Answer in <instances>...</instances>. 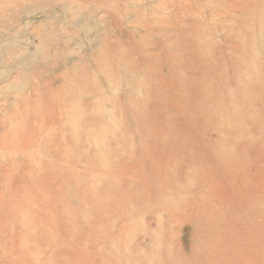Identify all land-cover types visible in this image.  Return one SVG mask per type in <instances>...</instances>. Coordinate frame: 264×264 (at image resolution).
<instances>
[{"label":"rangeland","instance_id":"obj_1","mask_svg":"<svg viewBox=\"0 0 264 264\" xmlns=\"http://www.w3.org/2000/svg\"><path fill=\"white\" fill-rule=\"evenodd\" d=\"M258 24L264 0H0V264H160L201 219L264 256Z\"/></svg>","mask_w":264,"mask_h":264},{"label":"bare ground","instance_id":"obj_2","mask_svg":"<svg viewBox=\"0 0 264 264\" xmlns=\"http://www.w3.org/2000/svg\"><path fill=\"white\" fill-rule=\"evenodd\" d=\"M261 27L262 24H258V27ZM264 27V26H263ZM262 28V27H261ZM245 29L246 31V28H243ZM263 29V28H262ZM258 30V29H257ZM264 30V29H263ZM263 30L261 33H263ZM244 31V30H243ZM241 31V32H243ZM244 31V32H245ZM259 32V33H260ZM246 33V32H245ZM247 34V33H246ZM245 34V36H246ZM244 34L242 37H245ZM263 39H264V36H263ZM263 42V41H261ZM194 45V44H193ZM264 45V43H263ZM186 47V46H185ZM198 47V46H197ZM263 47V46H261ZM206 48V47H205ZM252 48V47H251ZM260 48V47H259ZM198 50V48H195ZM261 49V48H260ZM200 50V49H199ZM198 50V51H199ZM202 50V49H201ZM256 50V49H255ZM187 51V50H186ZM254 51V48L252 49V52ZM196 52V51H195ZM249 52H251V50H249ZM255 53V52H253ZM257 53V52H256ZM194 56V55H193ZM257 56V55H256ZM143 75V74H141ZM143 78V77H142ZM145 79V78H144ZM258 92V91H256ZM258 94V93H257ZM260 94V93H259ZM257 98V97H256ZM254 97V99H256ZM252 100V98H250ZM253 99V100H254ZM252 100V101H253ZM252 108V107H251ZM254 109V108H253ZM252 109V110H253ZM153 112H154V120H160V117L158 116V111H159V108L158 106H155L154 109H151ZM150 110V111H151ZM166 110V109H165ZM251 110V109H250ZM251 110V111H252ZM255 110V109H254ZM242 111V110H241ZM257 112V111H256ZM248 114V112H247ZM251 113H249V116H250ZM254 114V113H253ZM252 116V115H251ZM148 118V117H147ZM247 118V117H246ZM152 119V118H151ZM260 119V117H259ZM148 121L150 119H147ZM146 124V123H145ZM152 125V124H151ZM156 125V124H155ZM240 125V124H239ZM148 126V124H147ZM155 127V126H154ZM233 133V132H232ZM185 135H187L185 133ZM188 136V135H187ZM154 137V135H153ZM185 141L187 143H190L192 145H190L191 147L195 148V149H199L197 146H195L193 140H190L189 141V138L187 139L186 136H185ZM154 141V140H153ZM199 142V141H198ZM205 142V141H204ZM210 141H207V143H210ZM236 142V141H235ZM161 143V142H160ZM221 143V142H220ZM234 143V142H233ZM213 144V143H212ZM232 144V143H231ZM162 145V144H161ZM164 145V144H163ZM162 145V146H163ZM203 145V143H202ZM222 145V144H221ZM169 146V145H168ZM211 146V145H210ZM210 146L208 148H210ZM231 146V145H230ZM236 146V145H235ZM235 146L232 147L235 148ZM165 145L162 147L164 148ZM167 147V145H166ZM205 147V146H203ZM178 148V147H177ZM202 148V147H201ZM200 148V149H201ZM207 148V147H205ZM215 148V147H214ZM214 148L212 150H214ZM160 149V148H159ZM180 149V148H178ZM219 149V148H218ZM156 150V149H155ZM158 150V149H157ZM216 150V149H215ZM202 151V150H201ZM208 151V150H206ZM168 154L173 156V157H180L179 155L181 154V151H177L176 148H170L168 151ZM194 152V151H193ZM192 151H190L189 153H187L188 155L189 154H193ZM220 151H218L219 153ZM201 153V152H200ZM205 153V152H204ZM192 154L190 156H192ZM206 154V153H205ZM215 153H211L210 155H212ZM229 154V153H228ZM219 155V154H218ZM227 155V154H226ZM170 156V158H171ZM185 156V154H184ZM183 154H182V158L184 157ZM187 156V155H186ZM185 156V157H186ZM201 156V155H200ZM204 156V155H203ZM202 156V157H203ZM217 156V155H216ZM228 156V155H227ZM226 156V157H227ZM231 156V155H230ZM234 156V155H233ZM167 157V156H166ZM164 158V159H167V158ZM172 157V158H173ZM189 157V156H188ZM196 157V155H195ZM195 157H190V159L193 161L195 160ZM222 157V155H221ZM219 157V158H221ZM181 158V157H180ZM187 158V157H186ZM185 158V159H186ZM194 158V159H193ZM215 158V157H214ZM214 158H211V159H214ZM217 158V157H216ZM200 159V158H199ZM223 159V158H222ZM163 160V159H161ZM184 160V159H183ZM188 160V159H187ZM190 160V161H191ZM198 160V159H197ZM196 160V161H197ZM202 160V159H201ZM204 160V159H203ZM218 160V159H217ZM168 161V160H167ZM170 161V159H169ZM174 161V160H173ZM172 161V162H173ZM199 161V160H198ZM214 161V160H212ZM230 161V160H229ZM189 162V161H188ZM200 162V161H199ZM215 162V161H214ZM225 162V161H223ZM157 165H158V162H156ZM177 163V162H176ZM181 163V162H180ZM186 163V162H185ZM183 162V164H185ZM194 163V162H193ZM198 163V162H197ZM216 163V162H215ZM218 163V162H217ZM227 163H228V160H227ZM214 164V163H213ZM219 164V163H218ZM221 164V163H220ZM223 164V163H222ZM230 164V163H229ZM228 164V165H229ZM156 165V166H157ZM193 165V164H192ZM200 165V164H199ZM160 166V165H159ZM158 166V167H159ZM167 166V164H166ZM177 166V165H176ZM180 166V165H179ZM188 166V164H187ZM211 166V165H210ZM208 166V167H210ZM215 166V165H214ZM204 167V166H203ZM224 167V166H223ZM228 167V166H227ZM226 167V168H227ZM179 168V167H178ZM198 168H201V167H198ZM218 168V167H217ZM263 168V166L261 167ZM160 169V168H159ZM189 169V168H188ZM225 169V168H224ZM228 169V168H227ZM210 170V169H208ZM212 170V169H211ZM161 171V170H160ZM199 172V171H198ZM219 172V171H218ZM221 172H223L221 170ZM227 172V171H226ZM161 173V172H160ZM180 173V171H179ZM225 173V171L223 172ZM228 173V172H227ZM159 174V173H158ZM186 174V173H185ZM195 174V173H194ZM198 174V173H197ZM202 174V173H201ZM160 175V174H159ZM212 175V174H210ZM226 175V174H225ZM167 176V175H166ZM178 176V175H177ZM183 176V175H182ZM213 176V175H212ZM199 177V176H198ZM205 177V175L203 176ZM209 177V176H207ZM211 177V176H210ZM149 178H151V176H149ZM153 178V176H152ZM207 179V178H206ZM149 181V180H148ZM214 181V180H213ZM201 182V181H200ZM220 184V182H219ZM217 186V185H215ZM208 188V187H207ZM206 188V189H207ZM210 188V187H209ZM220 188V187H219ZM214 190V189H213ZM211 190V191H213ZM262 189L261 188H258L256 191H261ZM215 191V190H214ZM135 195V194H134ZM137 197V196H136ZM251 200H253V202H255L256 200L259 201V199H256V198H251ZM261 204V203H260ZM183 210V209H182ZM213 216V215H212ZM206 217V216H205ZM264 217V215H260L258 217V219L261 221V218ZM213 220H216V219H213ZM213 220H200L202 222V226L197 223L194 222L195 226L193 228V230L195 232H193V235H195V239L201 243L195 247L193 249V251H191L192 249H189L187 248L186 246L184 247V251L186 250L187 253L184 252V255H182L181 253V250L180 248H175L173 249L172 252V255H168L167 253H162L161 256L163 258V260H161V262H159L160 264H264V256L260 254V251H259V248L258 247H255V248H252L248 243H249V238L250 239H256L253 235V233H250L248 232L247 230L241 235V238L243 239V245H239L238 242H237V238H236V235H235V231L234 229L229 225V224H219L218 222H215ZM261 222H264V221H261ZM184 223H185V220H184ZM219 225H223L220 226ZM228 226V227H227ZM227 230H228V233L230 234L227 238H222V237H226V234H227ZM160 235V234H159ZM191 235V234H190ZM163 236V235H162ZM169 236V235H168ZM171 237V236H170ZM163 238V237H162ZM166 239V238H165ZM168 242H171V239L168 241ZM167 242V243H168ZM170 244V243H169ZM197 244V243H195ZM161 245V244H160ZM171 245V244H170ZM186 245V244H185ZM194 245V244H193ZM161 247V246H160ZM170 247V246H169ZM143 248V247H142ZM158 248V246H157ZM187 248V249H186ZM133 249V248H132ZM136 249V248H135ZM160 249V248H159ZM157 249V250H159ZM167 249H169L167 247ZM261 251L264 252V245H261L260 247ZM165 250V249H164ZM170 250V249H169ZM134 251V250H133ZM131 252V250H130ZM169 252V251H168ZM148 254V253H147ZM133 255V254H131ZM157 255V254H156ZM127 258V257H126ZM132 258V257H131ZM127 260V259H126ZM131 261V260H130ZM134 261V260H132Z\"/></svg>","mask_w":264,"mask_h":264}]
</instances>
